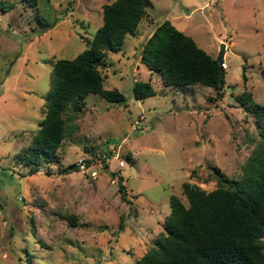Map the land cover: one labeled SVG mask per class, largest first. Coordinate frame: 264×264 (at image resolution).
<instances>
[{
  "label": "rangeland",
  "instance_id": "rangeland-1",
  "mask_svg": "<svg viewBox=\"0 0 264 264\" xmlns=\"http://www.w3.org/2000/svg\"><path fill=\"white\" fill-rule=\"evenodd\" d=\"M0 1V264H134L163 233L169 196L187 204L184 181L210 191L214 166L241 176L259 136L235 96L248 91L264 105V0H148L151 26L178 16L212 57L225 46L222 98L205 85L164 86L138 61L140 28L101 68L103 87L125 101L86 95L58 149L40 161L25 154L44 115L51 63L87 47L101 4L113 0ZM134 81L155 93L135 99ZM118 144L124 196L115 160L97 179L62 170L91 148ZM71 214L73 226L64 219Z\"/></svg>",
  "mask_w": 264,
  "mask_h": 264
},
{
  "label": "trees",
  "instance_id": "trees-1",
  "mask_svg": "<svg viewBox=\"0 0 264 264\" xmlns=\"http://www.w3.org/2000/svg\"><path fill=\"white\" fill-rule=\"evenodd\" d=\"M147 3L113 0L103 4L102 24L85 40L87 47L74 58L52 62L44 115L26 160L49 159L55 153L68 126L84 109L89 93L110 102L125 101L117 89L103 87L101 68L107 54L119 51L127 34H135L146 16ZM140 60L158 73L164 86L201 84L214 89L213 99L223 96L225 69L168 19L158 23L142 44ZM154 93L150 82L134 81L135 99ZM235 99L253 118L259 136L242 164L241 176L230 179L214 166V189L207 191L184 181L181 187L187 204L177 195L169 196L163 233L134 264H264V105L248 91ZM68 169H75L74 164L62 170ZM123 180L120 178L118 184L122 196L126 195ZM75 218L64 216L72 226ZM119 224L122 226L123 220Z\"/></svg>",
  "mask_w": 264,
  "mask_h": 264
},
{
  "label": "built area",
  "instance_id": "built-area-1",
  "mask_svg": "<svg viewBox=\"0 0 264 264\" xmlns=\"http://www.w3.org/2000/svg\"><path fill=\"white\" fill-rule=\"evenodd\" d=\"M211 3V1H210ZM224 68L225 61L221 63ZM138 121H135L133 129H138ZM122 151L120 144L111 145L107 148L99 147L91 150H87L84 155H81L73 163L75 169L83 176L90 179H97L104 168H109V163L111 160H115L118 165V173H114L113 181H119L120 178L123 179V168L125 166V161L121 158Z\"/></svg>",
  "mask_w": 264,
  "mask_h": 264
},
{
  "label": "crops",
  "instance_id": "crops-1",
  "mask_svg": "<svg viewBox=\"0 0 264 264\" xmlns=\"http://www.w3.org/2000/svg\"><path fill=\"white\" fill-rule=\"evenodd\" d=\"M105 3H110V2H104V3H102L101 4V13H102V5L103 4H105ZM147 15V14H146ZM146 17L147 16H145V17H143L141 20H140V22H139V24H138V26H137V29H136V32H135V34H133V35H131V34H127L126 36H125V39H124V42H123V44H122V46H121V48H120V50L122 49V47L124 46V44H125V41H126V39L128 38V36H130V37H133V36H136L139 32H141L140 31V28H142V33L144 34V39L146 40L149 36H150V34L152 33V31L155 29V27L158 25H155V26H151V21L149 20V19H146ZM178 19H180V17H178V16H173V17H171L170 19H168L177 29H179L180 31H182L183 33H185L186 35H188V36H190L191 38H193V36H191V34H189V32H187V30H186V28L185 27H183L182 26V24L181 23H179L178 22ZM102 24V23H101ZM45 33L43 32L40 36H43ZM145 40H144V42H145ZM194 40V39H193ZM195 41V40H194ZM144 42H142L141 43V46H142V44L144 43ZM196 42V41H195ZM197 44V43H196ZM198 45V44H197ZM199 46V45H198ZM200 47V46H199ZM201 48V47H200ZM203 49V48H202ZM119 50V51H120ZM204 50V49H203ZM118 52V51H117ZM110 53V52H109ZM109 53L107 54V56L109 55ZM215 58V57H214ZM138 61H140L141 62V60H140V55H139V57H138ZM142 63V62H141ZM52 64V63H51ZM51 67H52V65H51ZM139 67V66H138ZM104 79H105V77H104ZM104 82V81H103ZM190 85H201V84H190ZM185 86H187V85H185ZM189 86V85H188ZM168 212H169V210H168ZM168 212L166 211L165 212V214H164V218H165V216L168 214ZM145 253V252H144Z\"/></svg>",
  "mask_w": 264,
  "mask_h": 264
},
{
  "label": "water",
  "instance_id": "water-1",
  "mask_svg": "<svg viewBox=\"0 0 264 264\" xmlns=\"http://www.w3.org/2000/svg\"><path fill=\"white\" fill-rule=\"evenodd\" d=\"M225 52V46L222 44L219 50V54L216 57L217 61L221 64L223 62V55Z\"/></svg>",
  "mask_w": 264,
  "mask_h": 264
}]
</instances>
